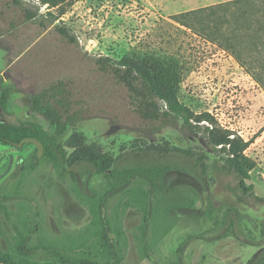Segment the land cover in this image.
Masks as SVG:
<instances>
[{"label":"rangeland","instance_id":"rangeland-1","mask_svg":"<svg viewBox=\"0 0 264 264\" xmlns=\"http://www.w3.org/2000/svg\"><path fill=\"white\" fill-rule=\"evenodd\" d=\"M17 1L0 0V75L10 88L3 120L47 128L29 113L28 100L61 81L73 109L81 111L67 136L81 133L118 157L117 171L156 168L160 178L153 191L137 178L103 203L111 188L103 176L84 167L71 175L42 159L34 165L33 146L0 144V257L12 264H264V205L239 199L234 179L217 173L219 155L204 146L203 133L144 122L125 88L94 65L101 56L179 57L180 101L249 143L244 154L255 165L247 184L264 197V92L230 54L172 19L228 0H66L56 7ZM26 9L33 20L25 18ZM55 27L67 28L77 43ZM139 141L202 149L209 173H192L190 162L178 156L143 152ZM21 246L30 252H20Z\"/></svg>","mask_w":264,"mask_h":264},{"label":"trees","instance_id":"trees-1","mask_svg":"<svg viewBox=\"0 0 264 264\" xmlns=\"http://www.w3.org/2000/svg\"><path fill=\"white\" fill-rule=\"evenodd\" d=\"M41 4L56 7L66 0H39ZM16 4H19L15 0ZM35 14L25 10V18L33 20ZM178 25L202 36L207 42L226 51L244 72L264 92V0H228L214 5L191 10L172 16ZM56 32L68 43L77 41L67 28L55 27ZM96 69L110 75L127 92L132 111L144 122L158 128L180 127L185 133H203L204 146L219 155L216 164L218 174L231 176L235 181V192L239 199L248 198L258 205H264V197L254 194L248 185L254 162L244 153L249 143L237 133L218 128L213 116L208 112L195 113L179 99L184 80V65L175 55L154 53H134L119 59L98 57L94 60ZM10 88L0 75V144L19 150L23 146L34 147L33 163L45 160L54 168L73 169L84 167L91 174L103 176L111 188L103 198V203L117 193L123 192L135 179L144 180L155 190L160 178V170L114 169L118 157L105 152L95 143H87L86 138L70 130L81 120V111L74 110L72 94L66 84L59 81L34 92L28 100V111L40 116L47 128L34 122L8 123L1 116L9 115ZM143 152L156 156H178L190 162L192 173L206 177L210 166L208 156L202 149L179 148L164 141L150 144L139 141ZM264 240V224L260 228ZM61 260H67L51 247H44ZM19 251L29 253L23 246ZM116 257V254L113 253ZM0 263L12 264L6 257ZM75 264H89L76 261Z\"/></svg>","mask_w":264,"mask_h":264},{"label":"water","instance_id":"water-1","mask_svg":"<svg viewBox=\"0 0 264 264\" xmlns=\"http://www.w3.org/2000/svg\"><path fill=\"white\" fill-rule=\"evenodd\" d=\"M0 264H4V263H0Z\"/></svg>","mask_w":264,"mask_h":264},{"label":"crops","instance_id":"crops-1","mask_svg":"<svg viewBox=\"0 0 264 264\" xmlns=\"http://www.w3.org/2000/svg\"><path fill=\"white\" fill-rule=\"evenodd\" d=\"M9 101H10V99H9Z\"/></svg>","mask_w":264,"mask_h":264}]
</instances>
